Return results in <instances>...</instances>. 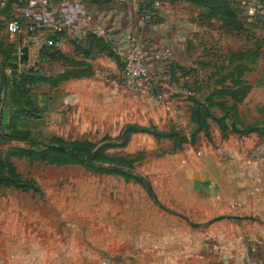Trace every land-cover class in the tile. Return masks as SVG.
<instances>
[{
    "label": "crops",
    "instance_id": "0c3cea01",
    "mask_svg": "<svg viewBox=\"0 0 264 264\" xmlns=\"http://www.w3.org/2000/svg\"><path fill=\"white\" fill-rule=\"evenodd\" d=\"M24 1L0 0V7L8 5L11 19L19 18ZM50 1L64 22L61 31L41 27L36 20H22L20 33L8 44L19 71V67L32 68L48 78L66 71L73 74L54 88L38 84L47 86L39 93L40 105H47L44 115L48 111L57 115L73 103L82 107L87 101L103 102L105 97L110 101L111 94L113 100L123 101L121 112L129 118L126 125L150 130L130 135L124 147L133 148V141L144 138L149 148L121 155L134 165L146 166L143 175L133 174L145 179L152 193L142 185L129 189L118 196L128 198L125 204L124 199L115 200L112 220L96 224L100 243L112 246L113 264H264V20L255 13L264 8V0H226L236 10L229 18L186 0H164L187 2L202 11L193 15L192 24L183 13L171 19L163 12L156 22L143 21L140 11L153 0ZM233 19L235 25L229 23ZM205 34L212 44L209 48L229 54L222 61L224 71L200 80L192 102L181 96L164 110L154 94L185 91L178 85L179 72L190 56L188 44L196 43L199 52ZM230 36L239 38V44ZM96 38L107 51L99 48ZM47 47L50 55L44 54ZM140 50L147 52L152 84L124 77L122 87L114 78L104 83L101 72L119 74L127 54ZM57 51L68 58L67 63L51 56ZM195 57L192 54L197 65L201 57ZM46 64L54 71L41 73ZM242 88L247 92L236 103L232 92ZM201 107H209L211 114L206 130L196 124L194 111ZM248 128L254 130L241 133ZM155 133L173 136L156 137ZM143 152L147 158L141 163ZM28 235L7 239V244L17 247L0 257V264L47 263L49 251L47 257L41 255L37 233Z\"/></svg>",
    "mask_w": 264,
    "mask_h": 264
},
{
    "label": "rangeland",
    "instance_id": "374dc122",
    "mask_svg": "<svg viewBox=\"0 0 264 264\" xmlns=\"http://www.w3.org/2000/svg\"><path fill=\"white\" fill-rule=\"evenodd\" d=\"M4 8H7V5L0 7V41L10 44L13 42V38L7 33V24L11 19V13L9 12L10 8L7 12H4ZM143 9L140 11L141 18L150 23L158 21V16L164 12L171 19H176L177 14L183 13L189 16L192 24L193 15L202 12L187 2L167 4L164 0L150 1ZM205 35L204 39H201L202 48L199 52L196 43L190 42L188 44L190 56L184 65V69L179 72L181 79L178 86L183 90L193 92V94L198 91L197 83L200 80L205 81L211 75L219 74V72L221 74L224 71L222 61L229 55L223 49L220 51L214 47V50L212 47L209 48L212 44L208 35ZM229 39L234 44L240 42L239 38L230 36ZM230 46L234 47L231 44ZM192 54L201 57L197 65L198 60L192 59ZM121 67L120 73L116 75H113L107 68L108 71L101 72L100 78L104 80V83L114 78L122 87L125 85L123 64ZM19 68L23 69L24 67ZM52 71L54 69L47 64L41 66L40 72L43 74ZM176 78L177 76L173 77L177 83ZM46 89V85L44 88L40 85L34 86L31 95L38 96L39 100V96L42 98L39 93ZM110 98V101H106L105 97L103 102L99 100L96 102L87 101L82 107L73 103V105H65L64 109L57 115L48 111L41 118H29L25 128L23 127L29 132H23L19 138L34 140L38 143L35 147L20 140H11L3 144L1 142V155L10 154V167L23 181L33 182L39 188V192H24L0 187V257L14 252V248L17 247V245L7 244L8 238L13 241L17 235L29 236L30 232H34L35 235L36 233L38 235L36 237L40 238L41 255L47 257L46 252L49 251L50 258L47 259L49 264H113L112 246L100 243L96 236L98 232L96 224L103 219L112 220L111 210L115 200L122 201L124 199L123 204H125L128 199L118 196L125 195L129 189L142 188L141 184L136 181V183L125 182L121 176L101 171L100 169L103 168H113L107 163L97 164L99 170H90L82 162L73 164H49L37 160L30 162L17 152L18 149L38 151L43 145L56 146L51 144L56 137L61 138L66 143L85 141L98 147L102 145V142L103 144L109 141L114 144L117 143L118 137L129 118L126 115L127 112H121L123 107V101H119L121 98L118 99L119 102L116 99L113 100L111 94ZM176 98V102H179L181 96ZM194 99L195 95H192L186 101L192 102ZM127 103L128 101H126ZM118 112L119 116H116L115 114ZM8 117L7 111H4V115H2L1 109L0 132L2 135H4L3 132L10 134V130L2 126V121L7 122ZM34 121L35 123H32ZM133 145V148L124 149V146L109 149L106 154L111 159L113 157L125 159V156L121 154H127L135 149L141 151L143 148L150 147L149 141H145L144 138L133 141ZM145 155L146 152H143V157L139 156L142 159L141 163L143 159L147 158ZM130 167L131 170L117 169L143 175L146 168L144 164H132ZM33 223H35V231L32 229ZM43 262L47 264L45 261Z\"/></svg>",
    "mask_w": 264,
    "mask_h": 264
},
{
    "label": "trees",
    "instance_id": "16d2710c",
    "mask_svg": "<svg viewBox=\"0 0 264 264\" xmlns=\"http://www.w3.org/2000/svg\"><path fill=\"white\" fill-rule=\"evenodd\" d=\"M175 2L177 0H170ZM190 3L206 9L210 14L216 13L217 15L229 18V15H234V7L231 9L228 1L226 0H186ZM26 0L23 2L22 7L24 8ZM8 7V5H7ZM9 11V8H4V12ZM10 12V11H9ZM12 20V19H10ZM230 24L235 25L237 22L233 19L230 20ZM97 45L100 49L107 51V46L99 38H96ZM76 48L78 46H75ZM50 47L44 49V54L50 55ZM12 47L8 44L0 41V65L5 70V73L9 70L10 74L6 73V83L4 87V96L2 102V115L4 111L8 113L7 122L2 121V126L10 130V134H5L2 144L11 140H20L28 145L35 147L38 145L37 142L31 140L30 138H19L22 133L27 132L28 129H24L26 122L29 118H41L47 112V105H40V101L37 96L31 95L34 86L40 83H45L50 86V88L56 87L61 81L73 77L71 72H64L55 78L43 77L35 72L32 68H27L19 71L17 66L12 63ZM110 53V52H109ZM56 56L59 60L64 63L68 62V58L57 52H52L51 56ZM247 90L245 88L239 89L232 92L234 101L241 102L242 98L245 96ZM239 96V97H238ZM197 106V102H195ZM195 112L196 124L201 127V129L206 130V119L211 117L209 113V107H201ZM24 127V128H23ZM254 128H248L241 133L252 132ZM150 130L138 125H126L121 131L118 137L117 143L102 142L101 146H95L90 142H64L61 138H54V144L62 149H52L49 146L43 145L38 151L31 149H18L17 152L26 157L30 162L40 161L42 163L49 164H60V163H77L82 162L90 170H99L97 164L107 163L112 165L113 168H103L101 171L107 172L109 174H119L123 176L126 180H135L140 183L148 193L151 192L150 185L141 176H136L131 171L124 172L117 168H126L131 170L130 165L132 161L125 157H113L112 159L106 154L109 149L124 147L128 143L129 137L136 133H146ZM29 132V131H28ZM156 137H171L173 134H162L155 133ZM103 141V140H102ZM0 151V187L13 188L16 190H21L24 192L33 191L39 192V188L35 186L33 182L23 181L18 174H16L12 167H10L9 156H2ZM110 158V159H108ZM107 160V161H106ZM9 162V163H8ZM110 162V163H109Z\"/></svg>",
    "mask_w": 264,
    "mask_h": 264
},
{
    "label": "built area",
    "instance_id": "2783aa9c",
    "mask_svg": "<svg viewBox=\"0 0 264 264\" xmlns=\"http://www.w3.org/2000/svg\"><path fill=\"white\" fill-rule=\"evenodd\" d=\"M256 14L264 20V8H258ZM22 20H36L39 26L47 28L53 32L61 31L64 22L54 13V5L50 0H26V4L19 18L10 20L7 24V33L10 37H14L20 33ZM48 46L52 45L51 41L47 42ZM123 72L125 78L131 81H140L146 86L153 82L152 75L147 66L146 51H131L127 54L123 61ZM170 78V76H167ZM192 96V92L185 90L173 93L168 90H161L154 94L155 100L164 110H168L176 103V97Z\"/></svg>",
    "mask_w": 264,
    "mask_h": 264
},
{
    "label": "water",
    "instance_id": "95a60500",
    "mask_svg": "<svg viewBox=\"0 0 264 264\" xmlns=\"http://www.w3.org/2000/svg\"><path fill=\"white\" fill-rule=\"evenodd\" d=\"M5 83H6V73H5V70L2 68V66L0 65V115H1V106H2V100H3V95H4ZM4 138L5 137L0 132V144ZM49 148L62 149L61 147H58V146H49Z\"/></svg>",
    "mask_w": 264,
    "mask_h": 264
}]
</instances>
